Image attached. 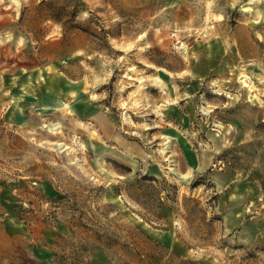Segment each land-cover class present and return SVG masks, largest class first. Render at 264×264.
Masks as SVG:
<instances>
[{
	"label": "rangeland",
	"instance_id": "374dc122",
	"mask_svg": "<svg viewBox=\"0 0 264 264\" xmlns=\"http://www.w3.org/2000/svg\"><path fill=\"white\" fill-rule=\"evenodd\" d=\"M0 264H264V0H0Z\"/></svg>",
	"mask_w": 264,
	"mask_h": 264
}]
</instances>
